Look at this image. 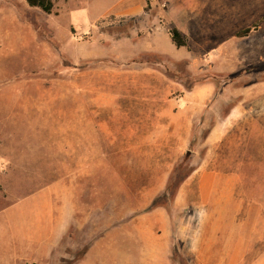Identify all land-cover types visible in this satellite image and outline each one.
Returning a JSON list of instances; mask_svg holds the SVG:
<instances>
[{"label":"rangeland","instance_id":"rangeland-1","mask_svg":"<svg viewBox=\"0 0 264 264\" xmlns=\"http://www.w3.org/2000/svg\"><path fill=\"white\" fill-rule=\"evenodd\" d=\"M197 1L172 19L165 0L124 18L101 17L121 0H0V204L53 188L75 209L41 264H203L220 173L238 225L261 213L242 264H264V0Z\"/></svg>","mask_w":264,"mask_h":264},{"label":"crops","instance_id":"crops-1","mask_svg":"<svg viewBox=\"0 0 264 264\" xmlns=\"http://www.w3.org/2000/svg\"><path fill=\"white\" fill-rule=\"evenodd\" d=\"M165 1L170 5L172 19H182L187 13L188 4L193 5V12L196 14L197 0ZM146 5V0H121L100 16L137 17L144 13ZM174 5L183 15L172 13ZM73 12L65 13L62 18L68 19L70 26L81 28L84 24H81L75 16L77 14ZM215 174L218 176V173ZM219 176L224 179V183H221L222 202L219 201L220 208L215 210V214L207 216L203 223L198 258L203 260V264H242L254 242V221L261 213L251 206L245 222L238 225L242 207L232 204L233 191L237 186L236 175L220 173ZM54 193L53 188H48L21 202L0 204V264H41L45 260L54 259L56 250L74 223L72 213L75 211L73 206L69 209V206L56 204ZM209 221H212L211 225H208ZM165 230L168 234L167 225ZM181 233L180 230L177 235ZM166 238L164 237L165 240ZM161 258L168 260L170 257L167 255L156 259Z\"/></svg>","mask_w":264,"mask_h":264},{"label":"trees","instance_id":"trees-1","mask_svg":"<svg viewBox=\"0 0 264 264\" xmlns=\"http://www.w3.org/2000/svg\"><path fill=\"white\" fill-rule=\"evenodd\" d=\"M27 4L31 8H39L46 14H52L54 9V0H26ZM257 27H254V29ZM253 28L246 29L238 34L239 37L248 36L252 32ZM170 36L173 44L178 48H187L188 47V39L182 35V33L177 29L173 28L170 31ZM185 177L179 175V173L173 177L171 183L169 185V192L174 193L179 185L184 182ZM156 208L155 205H153Z\"/></svg>","mask_w":264,"mask_h":264}]
</instances>
